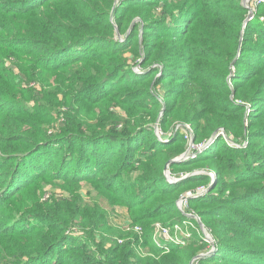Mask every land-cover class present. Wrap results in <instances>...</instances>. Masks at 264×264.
I'll use <instances>...</instances> for the list:
<instances>
[{
    "label": "trees",
    "instance_id": "16d2710c",
    "mask_svg": "<svg viewBox=\"0 0 264 264\" xmlns=\"http://www.w3.org/2000/svg\"><path fill=\"white\" fill-rule=\"evenodd\" d=\"M263 7L243 26L240 0H0V264H264ZM199 186L215 247L154 243Z\"/></svg>",
    "mask_w": 264,
    "mask_h": 264
},
{
    "label": "rangeland",
    "instance_id": "374dc122",
    "mask_svg": "<svg viewBox=\"0 0 264 264\" xmlns=\"http://www.w3.org/2000/svg\"><path fill=\"white\" fill-rule=\"evenodd\" d=\"M259 13L262 14V16L264 17V7L260 10ZM118 37L122 38L120 35ZM133 69L135 71H138V66H134ZM178 127L179 128H183V131L185 132V137L188 138V133L185 131L186 130V125H183L181 127L180 126H176L177 129H178ZM156 132H157V134L159 136L163 135L160 130H156ZM190 141L188 142L187 149H188L189 152L195 153L196 149H194V147H195V145H199V144H196L194 142L192 144H190ZM231 144H233V143H231ZM169 175H170V173H169ZM46 191H47V194H48V192H51V193H55L57 195H63V193H62V191L60 189L50 188L49 186L47 187ZM85 200L87 202H91L92 198L90 196H86ZM106 207L108 208L107 220H108L110 225L121 227L124 231L130 232L132 234L140 232V230H138L136 228H137V226L139 228H141V226L133 225L129 221L130 220L129 210H128V208L126 206H119V207L115 208L114 210L110 209L109 206H107V205H106ZM185 211L189 212V213H193V215H197L196 213H194V212L189 210V205L188 204L186 205ZM186 220H187L186 224L183 223V220L179 221L180 222V224H179L180 227L178 229H170V233L172 234L173 239H177V240H179V242L184 243L185 241L188 242L191 239V237H193L194 235H197V236H199L201 239H203L206 242V244L208 246L207 249H210L211 246H212L211 242H214V239L212 238L210 230H208L204 226V228L206 230V233L208 234L209 238L211 239L209 241V240L205 239L204 233L201 231V229H200V227H199V225H198V223H197V221L195 219H193L192 217H189ZM174 224H172V225H174ZM172 225H167V226L169 227V226H172ZM72 233H75V232L73 231ZM78 241H79L78 243L89 244V243H86L83 239L78 240ZM170 243H173V242H168L167 244L170 245Z\"/></svg>",
    "mask_w": 264,
    "mask_h": 264
},
{
    "label": "built area",
    "instance_id": "2783aa9c",
    "mask_svg": "<svg viewBox=\"0 0 264 264\" xmlns=\"http://www.w3.org/2000/svg\"><path fill=\"white\" fill-rule=\"evenodd\" d=\"M240 2L245 7V9L247 11L246 12V17H245V20H244V23H243V26H245V24L247 22L252 21V20L255 19L257 9L261 5H264V0H240ZM259 19H260V21H262V20H264V17L261 15L259 17ZM187 130H189L188 125H186V131ZM219 133H222L224 135L223 131H220ZM205 148H206V146L203 147V143H201L199 145H195L194 149H196V152L191 157H194L195 154L203 151ZM210 175H211V179L213 180L214 179V174L211 173ZM167 179H168L169 182H174V180H175L170 175L167 177ZM206 189L207 188L205 186H199L195 190L186 191L177 200V202H176L177 208L181 212H183L185 214H188L190 217L193 218V216H194L193 213H189V212L185 211L186 205L188 204V199H181V197H185V196L194 197V196H197V195H201V194H204L206 192ZM189 216H187V219L189 218ZM186 222H187V220L184 219L183 223L186 224ZM179 224H180V222H177L174 225L168 227L167 225L156 223L154 231L152 232L153 242L158 244V245L161 244V245H165V246L167 245L168 242H173V243L179 242V240L173 239L172 234L170 233V229H178L180 227ZM136 229L140 230V228L138 226H137ZM204 236H205V239H207V238L210 239L206 232L204 233ZM212 249L213 248L211 247L210 249H208V251L212 250Z\"/></svg>",
    "mask_w": 264,
    "mask_h": 264
},
{
    "label": "water",
    "instance_id": "95a60500",
    "mask_svg": "<svg viewBox=\"0 0 264 264\" xmlns=\"http://www.w3.org/2000/svg\"><path fill=\"white\" fill-rule=\"evenodd\" d=\"M219 132H220V131H216V132H214V133L211 135V137H210L209 139H207V140L203 143V147H205V146H207L208 144H210V143L214 140V138L219 134ZM192 143H193V139H191V141H190V144H192ZM193 154H194L193 152H189L188 149H187L186 151H184L183 153H181V154L178 155L177 157H175V158H173V159H170V160L167 162V164H166V168H165V174H166V177L169 176L168 166H169L170 164L175 163V162H179V161H182V160H185V159H187V158H190ZM172 178L175 179L174 182H175L176 180H178L177 178H174V177H172ZM207 190H209V187L206 189V191H207ZM189 198H190V196L181 197V199H189ZM183 214H184L186 217L189 216L188 214H185V213H183ZM189 217H190V216H189ZM193 218L197 221V223H198V225H199L201 231H202L203 233H205L206 230H205V228H204V224L202 223L200 217H199L198 215H194ZM206 240H209V241H210V239H208V238H207ZM211 244H212V246H211L212 248H214L215 245H216L214 242H211ZM203 255H204L203 253H200V254L196 255L195 257H193V258L191 259V261L189 262V264H194V262L197 261L198 259H200Z\"/></svg>",
    "mask_w": 264,
    "mask_h": 264
}]
</instances>
